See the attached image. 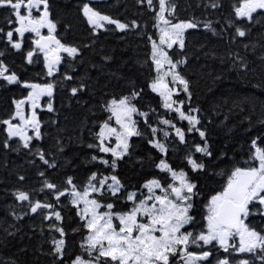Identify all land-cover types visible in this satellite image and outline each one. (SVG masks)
I'll use <instances>...</instances> for the list:
<instances>
[{
    "label": "trees",
    "instance_id": "16d2710c",
    "mask_svg": "<svg viewBox=\"0 0 264 264\" xmlns=\"http://www.w3.org/2000/svg\"><path fill=\"white\" fill-rule=\"evenodd\" d=\"M242 2L166 0L170 20L196 25L186 29L183 47L174 45L166 52L176 64L175 71L187 82V91L176 82L181 89L172 96L175 106L171 110L163 107L162 97L150 87L159 75L151 49L159 0H152L151 6L148 0H47L60 43L78 49L74 55L64 52L51 75L44 54L36 46L35 34L25 31L21 36L15 32L20 26L15 11L8 5L0 6V62L7 69L6 75L17 77L11 83L0 77V264H72L76 256L95 261L98 249L90 257L81 247L89 233L71 201L70 189L81 190L93 173L95 186L100 178L114 175L122 185L115 196L106 185L92 196L101 205V212L109 203L113 213L128 212L148 195L143 187L148 180L157 179L164 187L174 183L168 172L156 167L161 159L174 170L186 172L196 185L189 210L194 219L181 232L206 231L204 218L211 196L223 190L234 168L259 166L258 161L249 160L255 152L253 140L264 148V10L252 13L251 18L237 17L235 8ZM85 4L127 27L120 29L112 23L95 31L83 12ZM20 12L26 15L28 9L23 7ZM237 29L245 35L239 36ZM9 31L13 32L12 41L21 44L20 49L12 47ZM28 52L33 53L31 60ZM164 77L167 82L172 79ZM36 83L52 85V91L40 105L38 101L40 136L37 138L32 130V139L24 147L21 138L9 137L3 121L12 117L16 102L28 94L29 85ZM73 88L77 89L75 94ZM133 92L139 95L131 98L137 109L132 119L141 134L129 137L128 153L122 158L100 152L101 125H115L106 110L109 102L131 97ZM178 104L185 114L199 121L191 132L188 129L192 125L174 110ZM177 128L184 132L183 143L176 135ZM150 140L163 143L166 154ZM205 141L211 155L195 151V146H203ZM188 156L203 163L204 168L193 171ZM46 183L55 188L45 187ZM20 192L29 199L18 200ZM60 192L64 195L58 196ZM129 193L136 194L134 201L127 199ZM157 193L161 194L159 189ZM37 202L42 207L32 212ZM263 209L258 201L251 202L244 220L262 235ZM55 212L60 213V220H56ZM56 228L64 230L62 258L53 252L52 240L61 238ZM237 238L230 237L232 246L227 251L215 241L209 245L198 242L197 253H211L201 264H218L224 259L228 264H264V249L238 252ZM108 259L100 257L99 263L107 264Z\"/></svg>",
    "mask_w": 264,
    "mask_h": 264
},
{
    "label": "snow or ice",
    "instance_id": "6c2138e0",
    "mask_svg": "<svg viewBox=\"0 0 264 264\" xmlns=\"http://www.w3.org/2000/svg\"><path fill=\"white\" fill-rule=\"evenodd\" d=\"M40 4L44 5V11L40 15L39 19L33 18L31 10L37 8ZM148 4L151 6L152 0H148ZM160 11L157 14L159 21L164 25H169V21L165 19L164 13L168 9L166 8V0H159ZM10 6L15 11V16L19 27L15 29V32L21 36L25 31H32L39 35V29L47 26L49 30L48 37H41L35 43L45 54L47 61L48 73L51 75L53 71V65L59 63L60 57L55 55L53 59H49V45L55 44L57 47L52 50L54 52L64 51L69 55L77 53L78 49L75 47H66L60 43L51 33L55 30V24L48 19L47 0H27V4H24V0H0V6ZM216 5H213L215 7ZM26 7L28 9L27 15H21L20 9ZM257 9H264V0H243L239 7L235 8V14L237 17H249ZM84 14L88 17L90 24L99 27V21H109V17L100 16L99 13L93 12L87 4L84 5ZM12 21H9L11 23ZM116 23V26L120 29L127 27L124 24L116 21H109ZM195 24L192 23H179L171 25V29L167 27L161 28V44L168 43V47H172V43L179 40L180 46L183 47V30L186 28H194ZM207 27V25H206ZM239 36H244L245 32L237 29ZM13 32L9 31L7 37L12 47L20 49L21 44L19 42L12 41ZM175 38V39H173ZM168 41H172L169 43ZM152 60L156 65L157 70L162 67V61L168 63L172 69L176 68V64H173L168 59L167 54L159 49L153 42L152 45ZM28 58L31 60L32 52H28ZM162 59H158L157 57ZM7 69L0 62V77H3L9 83L17 80L15 74L6 75ZM166 73L165 75H168ZM173 77V81H179L184 86V91H187V82L175 71L170 73ZM70 78V77H69ZM163 77H158L157 81L153 82L150 87L152 91L159 92L163 98V107L166 109H173L175 101L172 100L171 91H167V84H163ZM34 91L29 93V99L33 100V106L35 107V101L39 95L47 91L51 94L52 85L41 87L40 85H29ZM164 90H161V89ZM39 90V91H36ZM73 94L77 92L76 88L72 89ZM139 93L133 92L131 97L125 96L120 99H113L107 106V111L111 112L112 117H115L116 124L119 125V130L116 127H111L108 122L101 125L99 132L100 144L98 145L99 151L103 153L111 152L113 157L122 158L128 153L129 149V137L138 136L141 133L136 129V122L132 119V114L137 112L134 105L131 104V98L138 96ZM24 101H17V112L22 123L28 124L35 129L36 137L39 138V121L35 118V112L32 113L31 119H26L22 111L21 106ZM51 106H49L50 108ZM179 113L182 120H187L192 127L188 131H192L195 125L199 122L194 115L185 114L180 108L174 109ZM195 111V110H192ZM141 115H146L141 113ZM111 119V117H109ZM164 124H169L170 121L163 120ZM4 124L8 125L9 137L20 136L24 141V147H28V142L32 139L31 136H27L24 130L20 126L13 125L10 120H4ZM174 127V125H173ZM155 134L156 129H152ZM165 135H168L165 133ZM176 135L180 141L185 142L184 132L181 129H176ZM201 138L205 137L203 131L199 132ZM115 136L116 147L105 146L104 140L106 137ZM150 144L158 149L161 153L166 154V148L163 143L159 141L150 140ZM252 146L255 148L253 155L249 157V160H255L259 162L258 167L241 168L236 167L228 177L226 185L223 190L217 192L211 196L206 205L207 215L205 216L206 231H201L198 234L193 232H181L184 225L193 221V217L189 215V210L193 207L191 200L196 195L194 189L196 185L191 183L186 172L183 170L176 171L165 160L161 159L156 167L161 171H166L171 175L174 183H170L167 187L161 185L157 179L148 180L143 187L147 189L149 195L140 200L130 211L125 213L111 212L113 204H107L108 212H98L97 209L101 205L95 200H89V189L86 188L81 194L75 191L73 188L72 195L74 197L73 203L76 204L80 200L84 202L83 213L80 215L81 220H85L84 225L88 229V235L85 238L82 248L88 252L91 257L93 250L98 249V255L95 257V261L92 259L85 260L81 256H76L72 261V264H99L100 257L106 259L110 258L113 264H171L170 257L179 256V259L183 261V264H197L198 261L206 260L211 253L204 251L200 254L188 251L190 244L199 246L198 242H202L203 245H209L213 241L218 243L220 247L225 251L232 245L229 244V238L239 236L240 245L235 250L238 252H252L257 247L264 249V235L260 234L254 229L248 227L245 224L243 217L249 215V204L253 201H258L260 205H264V148L257 146V141H252ZM195 151L198 153H204L211 155L208 152V145L205 141L204 145H196ZM40 158L43 160V154ZM96 159V157H93ZM187 162L191 165L193 171L203 169V163H198L191 156H188ZM103 163L107 164L108 161L104 160ZM47 163V161H45ZM112 167H116V160L113 159ZM96 178V173H93L90 177L91 191H100L94 185H91V181ZM107 177L99 181L101 186H104L107 182ZM112 183L108 185L112 195H116L122 185L116 176H111ZM178 182V185L177 183ZM71 184V178L68 181ZM45 187L49 189L55 188V185L46 183ZM155 189H159L161 194L157 195ZM64 192H60L58 196H63ZM136 194L129 193L127 199L134 201ZM17 199L24 201L29 197L26 193L20 192L17 194ZM42 205L37 202L32 206L31 211L36 212ZM43 207L51 208V205H43ZM56 220L61 219L59 212L53 213ZM119 221V225L116 226L113 223V218ZM138 217L146 219L145 222H141ZM48 219V217H45ZM55 227V225H53ZM56 231L60 233V239H53V252L58 257L62 258L64 253L65 241L62 238L64 236L63 228H56ZM105 242L107 246H105ZM218 264H228L226 259L218 261ZM240 264H248V261H241Z\"/></svg>",
    "mask_w": 264,
    "mask_h": 264
},
{
    "label": "rangeland",
    "instance_id": "374dc122",
    "mask_svg": "<svg viewBox=\"0 0 264 264\" xmlns=\"http://www.w3.org/2000/svg\"><path fill=\"white\" fill-rule=\"evenodd\" d=\"M160 5V4H159ZM91 9V8H90ZM93 11V10H92ZM159 11H160V9L157 11V14L159 13ZM93 12H95V11H93ZM96 13H98V12H96ZM99 15L100 16H103V15H101L100 13H99ZM164 16H165V13H164ZM87 17V16H86ZM157 17V22H156V30H157V36H156V40L155 41H152V45H153V42H155V44L158 46V48L159 49H162V51L165 53L166 52V49L167 48H169L168 47V43H164V44H161V42H160V38H161V28H165V27H167L168 29H171V25H173V24H179V23H171L168 19H167V17L165 16V19H167L170 23H169V25H164L161 21H159V18H158V15L156 16ZM48 19H49V17H48ZM50 20V19H49ZM87 20H88V17H87ZM109 21H111L110 19H109ZM102 24H104V21H99V25L100 26H102ZM93 25V24H92ZM93 26H95V27H97L96 25H93ZM99 26V27H100ZM183 36H184V31H183ZM173 39H175V38H173ZM183 39H184V37H183ZM184 41V40H183ZM169 43H171L172 41H168ZM173 45H178V46H180V42H179V40H176V42H174V43H172V46ZM181 47V46H180ZM152 51H153V49H152ZM167 54V53H166ZM167 57H168V55H167ZM158 59H162L161 57H157ZM168 59H169V57H168ZM155 64V63H154ZM155 67H156V65H155ZM157 69V68H156ZM173 71H175L174 69H172L171 68V66L168 64V63H166V62H163L162 61V67L159 69V70H157V72L159 73V77H163V81H162V83L163 84H167V86H168V89H167V91H171V93H172V96L174 95V94H176L177 92H179V90L181 89V88H183L184 86L183 85H181L180 83H179V81H173V77H172V75L170 74L171 72H173ZM166 73H169L168 75L170 76V77H172V79H171V81H169V82H167L166 81V79H165V77L164 76H166L165 74ZM170 82H173V84H171ZM176 82H178L179 84H180V87L178 88V87H176ZM161 90H164L163 88L161 89ZM45 94H44V92L42 93V94H40V97H38V99H36V101H35V108L37 107V105H38V101H40V99L42 98V96H44ZM172 98V97H171ZM28 100V114L25 112V103H26V101ZM173 100V99H172ZM22 101H24V103H23V105L21 106V109H20V111H22V113H23V115L25 116V118L26 119H31V116L29 115V111H31L32 110V108L34 107L33 106V100H31V99H29V97L27 98V99H24V100H22ZM163 101V100H162ZM175 106V103L173 104V107ZM178 108H179V104H178ZM17 112V109L15 110V112H14V119H16V123H17V126H20V127H22L23 128V130H24V133H25V135H27V136H29V134H31L30 132H29V130L31 131L32 129H34L33 127H31V126H29L28 124H24V123H22V121H21V119L18 117V116H16L15 115V113ZM112 115V114H111ZM36 117H37V115H36ZM114 120H115V117H114ZM110 125V124H109ZM111 127H116L118 130H119V125H117L116 124V121H115V125H110ZM100 129H101V127H100ZM34 131V130H33ZM33 133H35V131L33 132ZM20 137V136H19ZM100 140V139H99ZM116 138H115V136H109V137H106L105 138V140H104V144H105V146H108V147H116ZM101 179H104V178H100V180ZM100 180H98V181H100ZM112 183V181H111V179H107V182H106V189H109L108 188V185L109 184H111ZM91 185H94V183H92L91 182ZM178 185V184H177ZM95 186V185H94ZM96 188H98V189H100L101 187H103V186H101L100 185V183H98V186H95ZM86 188H88L89 189V196H88V199L89 200H92V199H95L93 196H92V193L94 192V191H91V187H90V184H87L85 187H83L81 190H77V189H75V191H77V192H80L81 194L85 191V189ZM110 190V189H109ZM157 190L158 189H155V192H156V194L158 195V193H157ZM72 192H73V189H70V198H71V201H73V199H74V197H73V195H72ZM148 195H149V193H148ZM73 203V202H72ZM139 203V202H138ZM74 204V203H73ZM75 206H77L78 207V213L81 215L82 213H83V209H84V207H85V205H84V202H83V200H80L78 203H76V204H74ZM101 208V207H100ZM97 209V211L98 212H101V209ZM108 211H110L109 209H106L105 211H102L101 213H103V212H108ZM263 211H264V209H263ZM114 214H116V213H114ZM138 219H140L141 220V222H147L146 221V219H144L143 217H138ZM113 223H114V225H116V226H118L119 225V221L117 220V219H115V216H114V218H113ZM87 237V236H86ZM230 239V238H229ZM238 240H239V236H238V238H237ZM105 246H107V243L105 242ZM85 260H88V259H85ZM108 260H110L109 262L108 261H105V263H107V264H113V262L111 261V259L109 258ZM99 264H101V263H99ZM171 264H183V261H181L180 259H179V256L177 255L176 257H175V259L171 262ZM197 264H199V261L197 262Z\"/></svg>",
    "mask_w": 264,
    "mask_h": 264
}]
</instances>
